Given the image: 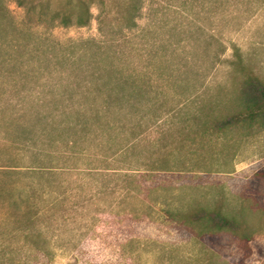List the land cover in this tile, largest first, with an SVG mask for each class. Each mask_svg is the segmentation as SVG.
<instances>
[{
  "label": "rangeland",
  "instance_id": "rangeland-1",
  "mask_svg": "<svg viewBox=\"0 0 264 264\" xmlns=\"http://www.w3.org/2000/svg\"><path fill=\"white\" fill-rule=\"evenodd\" d=\"M3 3L21 44L35 36L60 45L103 40L95 3L86 26L42 21L35 0ZM213 5L218 10L200 9L192 28V0H142L132 45L117 46L124 73L147 90L140 109L112 113L111 129L74 148L82 155H54L49 180L30 179L48 192L38 200L35 226L45 233L48 255L14 232L21 223L0 201V264H264V130L215 131L202 123L235 99L233 46L244 66L264 77V0ZM219 49L220 61L212 63ZM42 73L31 82L32 97H68L67 71ZM10 116L0 117V137ZM6 153L0 147V164L14 157ZM217 202L242 223L239 233L191 226L178 216Z\"/></svg>",
  "mask_w": 264,
  "mask_h": 264
},
{
  "label": "trees",
  "instance_id": "trees-1",
  "mask_svg": "<svg viewBox=\"0 0 264 264\" xmlns=\"http://www.w3.org/2000/svg\"><path fill=\"white\" fill-rule=\"evenodd\" d=\"M35 1L41 6L42 21L51 23L57 19L63 25L77 26H86L91 21V3H95L99 8L98 32L103 36L100 41L85 40L67 45L48 44L35 36L31 42L21 44L17 29L0 0V96L5 97L0 98L1 119L11 112V119L4 123L5 134L0 137V147L6 154L14 155L0 164V201L2 208L12 212L13 223H21L14 232H19L22 240L35 251L48 255L45 233L42 227L35 228L41 211L38 200H45L48 192L44 185L35 188L30 179L49 180L54 169L48 163L54 155L58 159L82 155L74 148L91 135L98 140L103 131L111 129L109 116L112 113L139 110L147 90L139 78L124 73L119 65L123 54L117 48L122 42L120 46L132 45L133 34L139 27L142 0H57L51 10V0ZM218 2L192 0V28L193 17L200 9L216 12L218 6L214 7L213 3ZM109 5L113 6L112 10L108 9ZM108 17L113 21L109 22ZM8 33L13 36L8 37ZM207 37L211 40L214 36ZM41 45L48 46L50 51H44ZM6 47L8 51L3 52ZM218 51L212 63L220 61L223 50ZM233 56L231 64L240 74L235 99L224 110L218 109V115L207 113L202 123L215 131L235 127L245 131L264 130V77L244 66L236 46H233ZM43 62L49 65L42 66ZM37 71L44 72L41 78H45L46 71L61 75L67 71L71 81L67 86L68 97H32L31 82ZM206 109L211 112L213 107ZM15 114L20 117L14 118ZM102 157L108 158L107 155ZM26 178L27 183L20 186L18 182ZM178 216L188 225L210 231L237 234L243 229L236 217L225 212L221 202L210 207L197 206Z\"/></svg>",
  "mask_w": 264,
  "mask_h": 264
}]
</instances>
